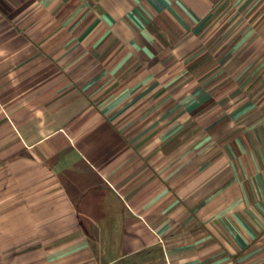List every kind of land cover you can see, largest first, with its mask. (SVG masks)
I'll return each mask as SVG.
<instances>
[{
  "label": "crops",
  "instance_id": "0c3cea01",
  "mask_svg": "<svg viewBox=\"0 0 264 264\" xmlns=\"http://www.w3.org/2000/svg\"><path fill=\"white\" fill-rule=\"evenodd\" d=\"M264 264V0H0V264Z\"/></svg>",
  "mask_w": 264,
  "mask_h": 264
},
{
  "label": "rangeland",
  "instance_id": "374dc122",
  "mask_svg": "<svg viewBox=\"0 0 264 264\" xmlns=\"http://www.w3.org/2000/svg\"><path fill=\"white\" fill-rule=\"evenodd\" d=\"M148 254L149 253L136 254L128 257L125 260H122L118 264H152L154 259L156 258V255H153V257H151Z\"/></svg>",
  "mask_w": 264,
  "mask_h": 264
},
{
  "label": "water",
  "instance_id": "95a60500",
  "mask_svg": "<svg viewBox=\"0 0 264 264\" xmlns=\"http://www.w3.org/2000/svg\"><path fill=\"white\" fill-rule=\"evenodd\" d=\"M193 264H199V263H193Z\"/></svg>",
  "mask_w": 264,
  "mask_h": 264
}]
</instances>
